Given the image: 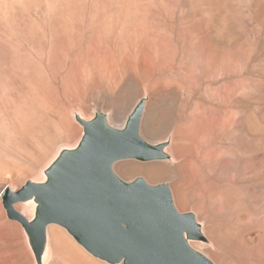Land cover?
<instances>
[{
	"label": "rangeland",
	"instance_id": "374dc122",
	"mask_svg": "<svg viewBox=\"0 0 264 264\" xmlns=\"http://www.w3.org/2000/svg\"><path fill=\"white\" fill-rule=\"evenodd\" d=\"M0 34L8 74L12 56L37 61L50 42L54 64L64 62L16 115L0 89V264H40L4 188L48 182L84 138L79 118L103 109L124 130L144 97L142 132L170 138L174 159H121L116 175L167 184L177 210L203 224L206 237L193 238L209 244L195 250L214 264H264V0H0ZM49 234L45 264H70L69 245L96 264H123L95 257L59 224Z\"/></svg>",
	"mask_w": 264,
	"mask_h": 264
},
{
	"label": "water",
	"instance_id": "95a60500",
	"mask_svg": "<svg viewBox=\"0 0 264 264\" xmlns=\"http://www.w3.org/2000/svg\"><path fill=\"white\" fill-rule=\"evenodd\" d=\"M141 101L124 130L112 128L103 116L79 119L85 135L78 149L66 151L49 169L46 183L28 181L21 189L5 187L3 203L8 217L28 231L38 260L46 243L47 227L59 224L92 255L123 264H214L185 240L200 236L193 214L180 213L167 184L150 185L138 178L125 182L113 170L127 158L162 157L161 144L140 135ZM38 199L36 218L30 221L15 204Z\"/></svg>",
	"mask_w": 264,
	"mask_h": 264
},
{
	"label": "bare ground",
	"instance_id": "6f19581e",
	"mask_svg": "<svg viewBox=\"0 0 264 264\" xmlns=\"http://www.w3.org/2000/svg\"><path fill=\"white\" fill-rule=\"evenodd\" d=\"M7 41H8V39H7L6 35L4 36V35L0 34V44L6 43ZM11 49H12V47H11ZM54 51H55L54 45H53V43L50 42L47 49L42 50V52H40L38 55H36L38 57L37 61L36 60H33V61L30 60L29 55H28L29 59L12 56L11 61H10L9 74L3 70V62L0 61V81H1L0 82V89L2 88V90H1L2 96L1 97H4L3 99L5 100L6 104H8V109H11L10 114L12 112V114L16 115L20 110L24 109L25 102H26L27 95H28V91L32 87V85H36L35 89L37 88L38 92L40 91L41 93H44L45 95L47 94L46 89H47V85L49 82L50 73L52 71H56V72L60 71L64 66L63 60H61L62 63L60 66H57L54 64V62H53V59H55L54 58V54H55ZM6 73L8 75H6ZM141 101L143 102L144 105H143V110H142V114H141V121H140V135L144 139L146 137L144 136V134L142 132V122H143V118H144L145 111H146V106H145L146 105V97H144ZM24 111H26V110H24ZM94 114H95V116L96 115H102L106 125H108V126L116 125V124H114V121L112 120L110 112L101 109V110H96L94 112ZM39 119H41V118L39 117ZM127 122H128V117L126 118V120L122 124L123 127H126ZM146 139H144V140L150 144L156 143V145L157 144L162 145L161 153L163 156L156 158V159H153V160L172 161L174 159L172 153L169 150L170 138H168L166 140H161V141H151L148 138H146ZM127 159H132V158H127ZM39 180L41 182L47 181V177L44 175V173H43V178L39 179ZM2 193H3V191H2ZM2 197H3V195H2ZM22 202H23L22 205L32 207L31 219H29V220L33 221L36 218L37 210H38L40 202L38 201V199L36 197H30V198H28ZM197 223H198L199 228H200V234L201 235L203 234V236H205L203 224L200 221ZM50 226L51 225H49L47 227L46 243L44 245V249L42 252L41 259L38 260V262L40 264H45V259L48 255L49 250H50V234H49ZM185 240L190 247H192L196 250H201L200 248H198L196 246L197 243L198 244L199 243L209 244L204 239L193 238V237L189 236V234L187 232L185 233ZM66 253H67V257H68L70 264H96L88 256L82 254L81 252L74 249L70 245L67 246Z\"/></svg>",
	"mask_w": 264,
	"mask_h": 264
}]
</instances>
